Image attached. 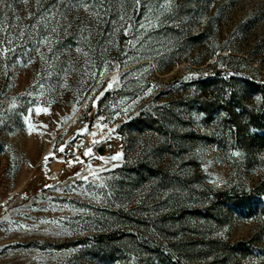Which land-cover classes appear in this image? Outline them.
<instances>
[{
	"label": "rangeland",
	"instance_id": "374dc122",
	"mask_svg": "<svg viewBox=\"0 0 264 264\" xmlns=\"http://www.w3.org/2000/svg\"><path fill=\"white\" fill-rule=\"evenodd\" d=\"M0 264H264V0H3Z\"/></svg>",
	"mask_w": 264,
	"mask_h": 264
},
{
	"label": "snow or ice",
	"instance_id": "6c2138e0",
	"mask_svg": "<svg viewBox=\"0 0 264 264\" xmlns=\"http://www.w3.org/2000/svg\"><path fill=\"white\" fill-rule=\"evenodd\" d=\"M2 2H3V0H0V3H2ZM38 2H39V0H38ZM137 2H139V0H137ZM108 87L111 88L112 87V84L110 83L108 85ZM41 111H46V110L36 109V113L37 114H39ZM94 143H95V141H94ZM61 151H63L62 148H61ZM89 152H90V150H89ZM89 152H86L85 155H88ZM45 159L47 160V157H45ZM111 159L112 160H119V159H121V154L120 153H117L116 155L112 156Z\"/></svg>",
	"mask_w": 264,
	"mask_h": 264
},
{
	"label": "water",
	"instance_id": "95a60500",
	"mask_svg": "<svg viewBox=\"0 0 264 264\" xmlns=\"http://www.w3.org/2000/svg\"><path fill=\"white\" fill-rule=\"evenodd\" d=\"M104 151H105V148L102 145H100V146L97 147V152L99 154H102Z\"/></svg>",
	"mask_w": 264,
	"mask_h": 264
}]
</instances>
